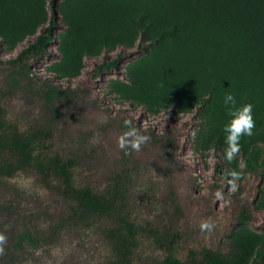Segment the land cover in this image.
Returning a JSON list of instances; mask_svg holds the SVG:
<instances>
[{
	"label": "rangeland",
	"instance_id": "obj_1",
	"mask_svg": "<svg viewBox=\"0 0 264 264\" xmlns=\"http://www.w3.org/2000/svg\"><path fill=\"white\" fill-rule=\"evenodd\" d=\"M239 1L0 0V149L22 166L66 163L101 191L103 211L137 216L180 264H264V0ZM226 94L251 103L256 123L231 163ZM125 119L150 137L140 153L117 147ZM230 169L243 174L236 192ZM11 183L25 204L60 209ZM37 211L22 224L40 242L15 264L102 263L100 238ZM207 218L211 233L199 229Z\"/></svg>",
	"mask_w": 264,
	"mask_h": 264
},
{
	"label": "trees",
	"instance_id": "obj_2",
	"mask_svg": "<svg viewBox=\"0 0 264 264\" xmlns=\"http://www.w3.org/2000/svg\"><path fill=\"white\" fill-rule=\"evenodd\" d=\"M247 1L240 0L239 3L244 6V2ZM55 26L53 17L49 26L43 29L37 39V45L41 47L43 53L52 40ZM249 27L252 30L250 25ZM3 156L4 151L0 149V165L6 164L5 168L2 167L6 172L4 179L9 180V188L4 185L6 180H0V232L8 237L6 254L0 257V264H15L24 249L39 244V238L33 235L32 229L28 230L26 225L22 224L25 218L36 215L37 209L39 212L45 211L44 215H56L58 225L67 222L100 238L107 247L101 264H180L164 251L157 235L151 236L146 230L138 227L137 216L122 213L117 209L103 211L99 206L102 199L101 191L92 189L87 183H75L70 170L65 167L66 163L59 166L44 163L22 166L16 154L11 152L5 159ZM17 179H25L38 191L55 198L56 200L52 199L53 203L57 201L60 209H52L47 204L48 200L25 204L23 199L25 191L11 183ZM6 191L7 197L4 196Z\"/></svg>",
	"mask_w": 264,
	"mask_h": 264
},
{
	"label": "clouds",
	"instance_id": "obj_3",
	"mask_svg": "<svg viewBox=\"0 0 264 264\" xmlns=\"http://www.w3.org/2000/svg\"><path fill=\"white\" fill-rule=\"evenodd\" d=\"M224 105L227 108V115L230 117L227 124L224 125L223 131L226 134L223 150V159L228 163L233 162L241 152V138L244 136L251 137L254 135L256 123L253 117V105L251 103L237 106V100L234 95L226 94L224 97ZM124 130L117 136L116 143L118 149L125 155L132 152L140 153L143 147L149 142L150 137L137 128L131 119L123 121ZM195 135V132H193ZM227 184L230 192L238 190V182L242 179V172L230 169L226 172ZM215 199L221 204H227L223 190L214 193ZM216 227L215 222L211 218L204 219L199 224V229L204 233H211ZM8 237L0 232V257L6 253Z\"/></svg>",
	"mask_w": 264,
	"mask_h": 264
}]
</instances>
